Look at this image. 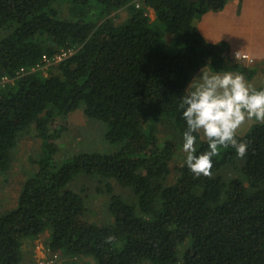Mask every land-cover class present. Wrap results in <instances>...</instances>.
<instances>
[{
  "label": "trees",
  "instance_id": "16d2710c",
  "mask_svg": "<svg viewBox=\"0 0 264 264\" xmlns=\"http://www.w3.org/2000/svg\"><path fill=\"white\" fill-rule=\"evenodd\" d=\"M229 1L0 0V175L22 133L33 127L39 140L15 205L0 208V264H22L25 241L45 231L62 264H264V124L237 134L244 158L220 149L211 178H197L186 154L177 160L193 76L264 73V60L238 59L196 25ZM63 51L45 74V60ZM81 108L109 150L61 153L68 116ZM195 135L199 155L208 143ZM79 174L106 181L105 223L91 222L86 194L69 188Z\"/></svg>",
  "mask_w": 264,
  "mask_h": 264
},
{
  "label": "clouds",
  "instance_id": "9594fccd",
  "mask_svg": "<svg viewBox=\"0 0 264 264\" xmlns=\"http://www.w3.org/2000/svg\"><path fill=\"white\" fill-rule=\"evenodd\" d=\"M185 92L179 105L187 125L182 145L185 164L197 178H211L213 157L221 148H234L241 159L246 156L248 144L237 140V132L249 121L264 124V89L251 86L241 73H210L202 69V75ZM200 133L208 150L197 155L195 134ZM114 240L109 236L105 242ZM57 261L62 263L58 255Z\"/></svg>",
  "mask_w": 264,
  "mask_h": 264
},
{
  "label": "rangeland",
  "instance_id": "374dc122",
  "mask_svg": "<svg viewBox=\"0 0 264 264\" xmlns=\"http://www.w3.org/2000/svg\"><path fill=\"white\" fill-rule=\"evenodd\" d=\"M233 4L236 9L245 13L248 10L249 12L252 10L251 5V7L247 4V6H242L241 0L240 3L236 0V2ZM114 14L116 13H113V15ZM117 14L118 15L116 16V19L120 20L126 16V11H119ZM149 17L151 19L154 17L151 12L149 13ZM47 68L48 63L41 67L45 74ZM201 75L202 71L198 73V77ZM248 83L256 89L264 87L263 73H259L256 77H253L252 80H248ZM81 109L71 113L68 116V131L59 143L61 146V153H63V155L69 156L72 152H76L79 148L95 149L98 151L109 150L110 147L104 140L100 123L87 119L83 113V109ZM60 122L61 121H59V124ZM38 148L39 140L35 138L33 127L29 131L22 133L13 154V164L11 169L6 174L0 175V208L9 209L15 205L17 194L22 185L21 183L26 175L31 171V166L28 163V157L30 155H35L38 152ZM184 155L185 153L183 151L180 152L177 156V160L179 162L182 161ZM105 182L106 181H102V184H99L98 181H90L87 177L85 178L82 174H79L68 185L69 188L71 187V189L75 191H84V194L87 196V218L96 224H103L107 221V196L104 193ZM107 182L112 185L114 193H123L126 195L129 194V190L119 186L116 181L109 180ZM48 236L49 233L45 231L35 238L25 241V259L22 264H47L48 260L51 258V253H49L45 247V242ZM87 261L88 258L79 259L80 264H93V262ZM142 264L149 263L146 262Z\"/></svg>",
  "mask_w": 264,
  "mask_h": 264
},
{
  "label": "crops",
  "instance_id": "0c3cea01",
  "mask_svg": "<svg viewBox=\"0 0 264 264\" xmlns=\"http://www.w3.org/2000/svg\"><path fill=\"white\" fill-rule=\"evenodd\" d=\"M235 2L230 0L223 11L207 12L196 21V25L209 42L226 40L235 53L247 54L254 61L264 60V0H241L242 6H252V10L246 13L236 9L233 4ZM237 2L240 3V0ZM199 72L193 76L190 84L199 78ZM254 122H247L237 134L243 135ZM200 136L204 139L202 133Z\"/></svg>",
  "mask_w": 264,
  "mask_h": 264
},
{
  "label": "built area",
  "instance_id": "2783aa9c",
  "mask_svg": "<svg viewBox=\"0 0 264 264\" xmlns=\"http://www.w3.org/2000/svg\"><path fill=\"white\" fill-rule=\"evenodd\" d=\"M68 54V52H60L59 54L55 55L54 58L52 60H48L46 59V63L49 64V61L50 62H56V61H60L62 60L64 57H66ZM236 54V57L238 59H241V60H244L245 62H248V63H254L255 61L253 60V58L249 57L247 54ZM20 72H24V70H21ZM47 264H58V261H57V255H54L50 258V260H48ZM62 264V263H60Z\"/></svg>",
  "mask_w": 264,
  "mask_h": 264
},
{
  "label": "bare ground",
  "instance_id": "6f19581e",
  "mask_svg": "<svg viewBox=\"0 0 264 264\" xmlns=\"http://www.w3.org/2000/svg\"><path fill=\"white\" fill-rule=\"evenodd\" d=\"M241 60V59H240Z\"/></svg>",
  "mask_w": 264,
  "mask_h": 264
}]
</instances>
